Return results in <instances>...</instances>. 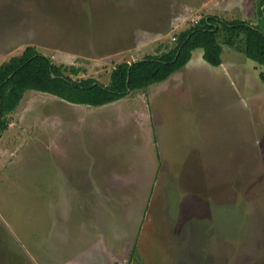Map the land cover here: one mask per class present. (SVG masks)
<instances>
[{"label": "rangeland", "instance_id": "1", "mask_svg": "<svg viewBox=\"0 0 264 264\" xmlns=\"http://www.w3.org/2000/svg\"><path fill=\"white\" fill-rule=\"evenodd\" d=\"M207 14L256 24L257 0H0V64L31 45L107 84ZM220 44V66L197 48L177 88L122 97L150 122L26 90L0 136V264H264V64Z\"/></svg>", "mask_w": 264, "mask_h": 264}, {"label": "trees", "instance_id": "2", "mask_svg": "<svg viewBox=\"0 0 264 264\" xmlns=\"http://www.w3.org/2000/svg\"><path fill=\"white\" fill-rule=\"evenodd\" d=\"M257 15L258 22L251 24L240 18L227 20L207 14L177 33L172 48L114 65L107 84L91 77L72 79L64 72L77 74V67L56 65L49 56L28 45L0 64V136L8 127L7 115L17 107L26 90L48 93L73 104L102 106L165 80L184 67L197 48L202 49V58L208 64L219 66L220 43L264 64V0H257ZM220 32L223 40H219Z\"/></svg>", "mask_w": 264, "mask_h": 264}, {"label": "crops", "instance_id": "3", "mask_svg": "<svg viewBox=\"0 0 264 264\" xmlns=\"http://www.w3.org/2000/svg\"><path fill=\"white\" fill-rule=\"evenodd\" d=\"M192 60V53H191V57H190V59H189V61L186 63V65L184 66V67H182L183 68V70H185V71H188V72H190V70L192 71L193 69H194V66H197L198 64H200L201 63V58H200V55H197L196 57H195V59H193V61H191ZM222 64V63H221ZM220 64V65H221ZM219 65V66H220ZM232 68H230L229 69V71H226V73L227 74H229V75H231V77H233V75L235 74V72L237 71L236 70V67H233V65L231 66ZM185 68V69H184ZM235 68V70L234 71H231L232 69H234ZM180 70V69H179ZM179 71L177 70V71H175L174 73H172L168 78H166V82L165 83H163V85H162V87H166V88H170V87H174V88H177L178 86H179V84H180V81L181 80H179L178 79V77L177 76H179V74L182 72V69L180 70V72L178 73ZM185 72H182V74H184ZM188 75H191L190 73L188 74ZM172 76H174V77H172ZM177 78V79H176ZM175 80H178V82H174ZM167 83V84H166ZM151 86V85H150ZM157 86V85H156ZM146 90V88L145 89H142V90H140L141 92H146L145 91ZM140 91H138L139 93H138V98H137V96L135 97V95H133L134 93H132V94H129V96H130V99H125V100H123L124 98H121V99H119V100H116V101H114V102H110V103H107V104H104L103 106H110L109 108H116V105L117 106H119V109H120V111H123V113H126V112H124V107H127V108H131V106L130 105H132V104H137V106H136V110H135V112H138V114L141 116V114H142V111L140 112L139 111V109H141V108H144L146 111L145 112H143L144 114L146 113L148 116H147V118H146V116H145V119H148V121L150 122V115H149V113H147V103L146 102H148V99L147 100H145V102H143L142 100H140V97L142 96V94L143 93H141ZM136 100L138 101V102H136ZM103 106H100V107H98V108H101V107H103ZM93 107H97V106H93ZM98 108H91L90 109V111H92L93 113H91V115H88V116H86V117H84V119L85 120H89L90 121V118L92 117V119H93V117H97L96 116V114L97 115H99V109ZM149 108V107H148ZM90 111H88V112H90ZM134 112V113H135ZM133 113V112H132ZM131 113V114H132ZM93 114V115H92ZM116 114V115H115ZM127 114V113H126ZM117 115H118V113H113L111 116H114V118H116L117 117ZM99 116H101V115H99ZM131 117H133V116H130V119H131ZM142 117H143V114H142ZM142 117H140V118H142ZM118 118V117H117ZM117 118H116V120H117ZM144 118V117H143ZM94 119H98V118H94ZM101 119V118H100ZM99 120V119H98ZM116 120H114V121H112V123H114ZM131 123V122H130ZM90 127V126H89ZM93 128H95V127H93ZM85 143L87 142V140L86 141H84ZM154 150L155 149H153L152 150V152H153V154L154 153H157V152H154ZM162 155H163V153L162 152H160Z\"/></svg>", "mask_w": 264, "mask_h": 264}, {"label": "water", "instance_id": "4", "mask_svg": "<svg viewBox=\"0 0 264 264\" xmlns=\"http://www.w3.org/2000/svg\"><path fill=\"white\" fill-rule=\"evenodd\" d=\"M10 76V75H9ZM51 77L52 78H54L55 77V75L53 74V73H51ZM128 82V76H127V78H126V83Z\"/></svg>", "mask_w": 264, "mask_h": 264}]
</instances>
